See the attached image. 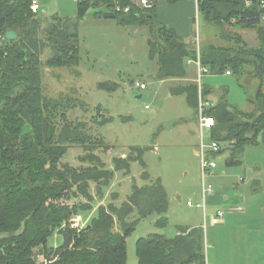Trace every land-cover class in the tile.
I'll use <instances>...</instances> for the list:
<instances>
[{"label":"trees","instance_id":"obj_1","mask_svg":"<svg viewBox=\"0 0 264 264\" xmlns=\"http://www.w3.org/2000/svg\"><path fill=\"white\" fill-rule=\"evenodd\" d=\"M148 1L151 7L133 0H76L74 21L60 16L47 21L39 10L31 11V0H0V264H127L126 238L137 222L153 213L158 216L157 227L164 228L168 222V194L162 180L146 170L143 153L147 148L129 146L108 167L96 153L110 148L104 136L93 134L86 122L68 118L77 99L48 96L43 90V67L79 65L77 22L91 8L95 19L147 28L148 53L157 61L159 79L186 78L187 60L197 58L211 73L228 71L259 79L254 94L247 98L253 105L250 110L231 104L227 89L222 88L207 113L215 119L211 138L218 143L233 140L227 147L226 167L240 164L245 145L257 143L260 136L264 141V22L256 2L196 0L202 19L229 43L197 51L194 42H185L173 28L158 21V0ZM232 21L254 29L258 44L248 46L240 35L226 31L225 24ZM8 31L15 37L5 40ZM46 49L50 55L44 59ZM99 87L114 89L117 84L105 81ZM171 90L183 94L197 109L196 83L179 84ZM202 94L211 101L210 87L203 85ZM93 119L100 126L109 117L103 116L98 105ZM71 145L84 150L78 166L62 161ZM227 148L208 155L216 158ZM133 161L140 163L144 183L131 181L129 193L119 204V191L101 204L115 172L128 174ZM94 207L95 215L84 226H72L73 217ZM177 232L173 237L159 232L138 237L136 264H206L202 226H178ZM54 233L62 242L50 246L48 239Z\"/></svg>","mask_w":264,"mask_h":264},{"label":"rangeland","instance_id":"obj_2","mask_svg":"<svg viewBox=\"0 0 264 264\" xmlns=\"http://www.w3.org/2000/svg\"><path fill=\"white\" fill-rule=\"evenodd\" d=\"M38 1L39 15L47 21L53 16L75 20L76 0ZM160 2L170 3L166 0H158L156 3ZM93 12L94 8H91L77 22L79 65L70 68L43 67L42 86L48 96L62 94L77 99L78 104L68 113V118L86 122L93 134L100 133L104 136L110 148L106 152L99 149L96 153L108 167L112 166V158L126 154L129 146L139 145L147 148L143 153L146 170L151 177H159L162 180L168 194V222L164 228L157 227L155 213L137 222L135 229L126 238V263L136 264L135 242L140 236L154 232L173 236L178 226L190 224L203 226L205 233L202 207L195 204L188 206L186 203L188 200L196 203L202 182L197 121L195 125L196 112L182 94L170 93L171 86L179 85L176 81L156 77L158 65L156 59L149 56L148 31L145 26H121L113 20L95 19ZM224 28L229 33H237V29H243L242 33L248 43L254 40V29L241 28L233 21L225 24ZM193 30L187 40L196 42L197 51L205 40L214 46L229 45L227 39L217 36L216 28L205 22L200 14L196 15ZM49 55L50 52L46 49L42 58L46 59ZM192 67L194 69V65L187 64V80L181 82L182 85L196 78ZM105 81H114L117 87H99V83ZM136 81L143 82L145 88L136 87ZM258 82L259 79L253 76L238 77L225 73L208 72L202 77V84L210 87L216 96L220 89L226 88L228 101L242 107L247 106V94H254ZM214 94L210 95L211 103L216 99ZM98 105L103 116L109 117V120L100 126L93 119ZM97 119L100 122V118ZM209 139L206 132L205 142L209 143ZM252 147L248 146L243 152L244 162L249 163L253 156ZM83 154L82 147L71 145L62 156V161L78 166L81 164L79 156ZM227 156L228 151H224L216 157L219 169H227L224 165ZM129 170L128 174H124L122 170L115 172L101 204L109 201L113 191L120 192L116 201L119 204L125 194L129 193L131 181L138 185L144 183L140 175L142 167L138 161H133ZM95 213L96 207L83 210L77 216H81L82 220L86 219V223ZM82 220L80 223H83ZM222 239L228 241L227 236L222 235ZM61 242L62 237L57 233L48 239L50 246H57ZM204 252L206 264H234V258L230 257L232 248L228 243H219V249L208 247L207 250L206 245ZM237 259L241 263L249 261L246 248L241 249V256ZM39 260H42V256Z\"/></svg>","mask_w":264,"mask_h":264},{"label":"crops","instance_id":"obj_3","mask_svg":"<svg viewBox=\"0 0 264 264\" xmlns=\"http://www.w3.org/2000/svg\"><path fill=\"white\" fill-rule=\"evenodd\" d=\"M156 13L157 19L160 23L173 28L185 42L191 41L187 39L194 32L193 28L196 15H199L196 0H180L167 4L162 2L156 3ZM242 30L243 29H237L236 34L240 35L242 40L247 42L248 46H256L258 44L256 34H254L255 37L253 42L249 44L248 40L245 39ZM216 34L221 37L217 29ZM199 43L201 45V42ZM209 45H211V43L205 40L199 48L207 47ZM215 46L217 47L218 45ZM192 62L187 60V64L190 63L191 65H194V69L193 67L192 69L193 72L196 73L197 67L195 63L193 62V64ZM208 72L209 71H207V73ZM225 75L231 74L226 71ZM250 76L247 75V77ZM171 80L182 85L181 82L187 79L171 78ZM191 82H195L194 79H191ZM258 84L256 86H258ZM202 86L203 84L201 81V90ZM171 87L170 93L173 94ZM175 87H177V85ZM252 95L253 94H247L246 101L247 98ZM214 97L216 98L215 94ZM239 107L244 110H250L253 105L248 102L247 106ZM193 108L196 112V125L197 109L195 107ZM232 142L233 140L219 143L220 149L230 147ZM248 146H253L251 149L253 156L250 158L249 163L244 162V159H242L243 152ZM262 146H264V141L260 136L257 138V143L245 145L239 156L241 161L239 165L232 167L225 166L227 169L223 170L219 169L217 163L216 167L213 168L214 170L210 169L203 175L204 180L206 181L208 178L206 182L213 186V192L208 195L205 201V207L204 209L202 208L203 225L205 228L204 247L207 245V250L208 247L211 249H219V243H228L229 247L232 248L230 257L234 258V264H264V147ZM225 151H229L228 148ZM124 155L125 154H122L120 156ZM244 163L246 167H244ZM198 197L201 200V191L200 194H198ZM199 199L196 202H200ZM218 210L224 211L222 217L217 216L216 213ZM76 217L82 220L81 216ZM85 220H82V224L85 223ZM194 225L199 226L197 224L186 226L193 227ZM177 233L178 232L176 231L174 235ZM222 235L227 236L228 241L222 239ZM243 248H246V256L249 259V261L245 263H241L237 259V257L240 258L241 249Z\"/></svg>","mask_w":264,"mask_h":264},{"label":"built area","instance_id":"obj_4","mask_svg":"<svg viewBox=\"0 0 264 264\" xmlns=\"http://www.w3.org/2000/svg\"><path fill=\"white\" fill-rule=\"evenodd\" d=\"M134 1V0H133ZM141 6L144 7H151L153 5L152 2L148 0H136ZM250 0H245V3H248ZM259 7L261 8L260 13V21L264 22V0H256ZM40 8V4L38 0H31L30 9L33 13L37 12ZM128 8H126L127 10ZM197 67L196 78L194 81L197 84V95H198V103H197V130H198V152L200 157V166H201V200L200 202L192 203L191 201H187V205L193 206H201L203 209L205 207V201L209 194L213 192V186L210 183H207L204 180V174L216 167L217 161L216 158L211 157L208 155L211 152H217L220 149L219 143L211 138V130L215 124V119L212 115L207 113V110L211 107V102L203 97L202 90H201V81L204 74L207 73L208 68L205 65H202L199 59L193 61ZM227 73H229L227 71ZM135 86L144 89L145 84L143 82L136 81ZM209 135V143L205 142V133ZM224 211L218 210L217 216L222 217ZM73 227H82L83 224L80 223V219L78 217H73L71 219Z\"/></svg>","mask_w":264,"mask_h":264},{"label":"water","instance_id":"obj_5","mask_svg":"<svg viewBox=\"0 0 264 264\" xmlns=\"http://www.w3.org/2000/svg\"><path fill=\"white\" fill-rule=\"evenodd\" d=\"M14 37H15V33L13 31H8L5 34V40L11 39V38H14ZM137 96L140 97V95H137Z\"/></svg>","mask_w":264,"mask_h":264},{"label":"bare ground","instance_id":"obj_6","mask_svg":"<svg viewBox=\"0 0 264 264\" xmlns=\"http://www.w3.org/2000/svg\"><path fill=\"white\" fill-rule=\"evenodd\" d=\"M253 1H255V2H256V4L258 5V3H257V1H256V0H250L248 3H246V5H251V3H252ZM258 7H259V5H258ZM259 9H260V11H262L260 7H259Z\"/></svg>","mask_w":264,"mask_h":264},{"label":"clouds","instance_id":"obj_7","mask_svg":"<svg viewBox=\"0 0 264 264\" xmlns=\"http://www.w3.org/2000/svg\"><path fill=\"white\" fill-rule=\"evenodd\" d=\"M76 217V216H75ZM83 226H84V224H83Z\"/></svg>","mask_w":264,"mask_h":264}]
</instances>
